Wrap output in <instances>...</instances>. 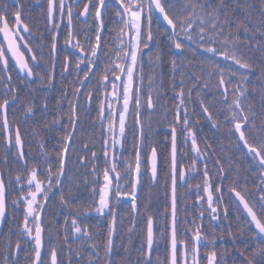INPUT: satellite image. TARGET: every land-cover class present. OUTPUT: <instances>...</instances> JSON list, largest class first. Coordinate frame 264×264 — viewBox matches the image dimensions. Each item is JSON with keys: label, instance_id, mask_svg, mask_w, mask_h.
<instances>
[{"label": "snow or ice", "instance_id": "1", "mask_svg": "<svg viewBox=\"0 0 264 264\" xmlns=\"http://www.w3.org/2000/svg\"><path fill=\"white\" fill-rule=\"evenodd\" d=\"M16 2L19 3V0ZM261 5L259 20L255 21L248 12H245L242 19L230 18L222 11L225 0H47V20L53 28H59L66 18L69 39L64 49L63 66H69V57L76 58V83L79 84L73 91L76 102L69 101V111L66 114L53 115L52 126L60 127L67 133L60 141L61 146L56 149L54 158L43 152L39 158L26 154L20 122L15 115L12 119L9 118V110L20 100L19 91L12 83V73H15L18 81H28L29 100L25 107V119L35 115L38 97L32 93L50 91L54 76L48 66L38 61L32 48L28 47L29 42L25 37L31 36L32 33L23 22L22 8L17 7L12 11L7 5H0V73L3 74L0 75V87L3 88L0 92V143H4L8 149L5 164L7 155H13L14 163L26 173L24 177L17 173L14 179L9 176L6 182L5 176L8 173L0 171V222L7 216L9 203L13 207L23 206V222L19 236L31 246V253L27 256L30 264H64V248H67L69 253L73 251L70 241H81L87 245L85 250L89 253L88 264H97L100 259L99 250L103 246L104 255L109 258V261H104L103 264H110L111 255L115 250L117 223L113 201L117 204L129 203L133 212H137L138 189L143 186L144 178L149 177L153 184L156 182L157 149L144 145V119L148 118L150 128L151 116L156 111L161 95L157 91L154 98L155 82L149 78L146 86L143 75L145 58L151 60L156 40L153 25L163 30L164 42L170 50L174 47L180 55L187 50L193 57L199 54L207 60L211 70L207 76L203 73L199 76L189 73L187 77L181 75L177 80V61L171 62L172 99L176 101V105L170 125V160H163V164L169 166L166 178L171 179V225L169 226L167 214L164 216L162 227L156 224L152 215L146 216L147 252L144 254V264H152V252L159 250L160 243L163 245L162 264H201L202 260H206V264H221L215 251L214 235L212 239H208L202 223L191 229L185 227L181 233L177 218V187L188 185L189 179L200 175L197 164L204 162L201 160L202 150L191 127V116L195 109L190 111L189 105L194 95L205 119L212 121L213 115L224 117V123L231 125V135L236 136L240 142L237 146L243 148L251 170L256 172L259 169L256 172L260 181L257 194H249L245 190L238 191L236 186H233L230 196L237 205L242 206L244 224L252 233V240L257 243L251 252L248 251V244L237 249V261L239 264H264V122L257 125L248 102L246 85L254 69L239 51L241 31L247 34L251 29L259 32L260 28H264V0H261ZM81 6L83 11L79 10ZM247 6L250 9L256 8L254 4ZM237 7H240L239 3ZM113 8L115 23L120 25L114 35L105 21L106 14ZM176 9L179 11H175ZM89 15L93 17V27L89 31L93 32L94 36L85 33L84 43L79 40L73 43L72 37L76 35L71 31L74 16L84 17L86 23ZM57 16L60 23L56 22ZM105 32L109 33V37H105ZM69 44L70 49L67 47ZM22 47L30 53L28 58L21 51ZM51 48L55 52V36ZM156 59H161L159 54ZM54 66L53 64V69ZM80 72H83V78H80ZM213 77L216 78L214 91L210 87ZM186 79L191 83H186ZM36 82L39 85L46 83L47 88L33 89L31 86ZM85 91L90 106L93 100L99 101L97 118L101 124L102 140V155L96 152H91L90 156L77 155L81 167L91 163V168L87 169V175L84 177L85 186L91 184L92 192V199L87 207L80 203L78 192L73 191V182L67 172L76 128L79 126L77 106L79 97L85 94ZM204 97L211 98L207 106ZM261 102L264 103V97ZM57 103L59 104V101ZM210 108L215 112L210 111ZM48 110L45 98L41 109L42 117L46 118ZM65 115L67 126L63 123ZM163 115L167 119L169 114L165 111ZM129 117L132 118L131 126ZM213 123L215 126V122ZM68 127H72V131H68ZM178 129L184 145L190 141L191 151L194 153L188 156L182 149L179 150L181 156L191 161L187 171L178 159ZM137 130L141 143H133L129 151V132H132L135 141ZM148 147L151 149L150 154ZM12 148L17 149L14 154L11 152ZM76 151L79 153L80 150ZM83 151L89 152V147L84 145ZM220 171L223 169L220 168ZM89 175L91 181L88 180ZM202 175V184L195 185L196 199L200 202L205 200V197L199 194L202 188L207 194L209 220L215 224L219 219L220 209L213 205H219L223 199L222 185H217L209 177L206 166ZM220 179L222 181L224 177L221 176ZM188 186L191 191V186ZM14 192L20 195L9 201L8 198ZM57 194L62 210L67 211V215H63L62 223L59 219L54 223L45 220L49 214L48 205ZM223 213L226 218L228 210L223 209ZM109 216L111 221L107 223L106 238L101 245L99 237H104V232L97 230L94 235L89 225L93 222L100 224L102 219ZM199 218L203 221L204 211H200ZM191 223L195 224V220ZM154 229L160 233L159 241L155 237ZM134 230L135 224L129 231ZM53 234L57 240H62V245L52 243ZM5 243L7 249L3 252V264H8L10 258L12 264H17L20 253L25 251L24 246L17 239L13 251L11 241ZM210 245L213 250L202 254L200 249ZM144 247L145 245L141 244L142 251ZM75 255L80 257L82 253L76 252ZM237 261H234V264H237ZM157 264H161V261L158 260Z\"/></svg>", "mask_w": 264, "mask_h": 264}, {"label": "trees", "instance_id": "2", "mask_svg": "<svg viewBox=\"0 0 264 264\" xmlns=\"http://www.w3.org/2000/svg\"><path fill=\"white\" fill-rule=\"evenodd\" d=\"M218 2V0H217ZM239 3L240 7H237ZM248 4L256 5L255 9L248 8ZM261 0H225V6L223 12H226L233 20L242 19L245 12H248L253 20H259V8L261 7ZM175 11H179L176 9ZM240 53L247 59L252 65L254 71L250 74V80L246 87L248 89V102L251 105L253 113L256 118V123L259 125L264 122V103L261 102V98L264 97V28H260L259 32L255 29H251L247 34L243 31L240 32ZM161 59L156 63V70H164V62L162 63V53L158 52ZM172 60L177 61L178 73L176 78L180 79L181 75L185 77L189 73H193L197 76L202 73L207 76V73L211 70L207 60L201 55L193 57L187 50L183 55L177 53L172 49ZM203 61V62H202ZM186 83L190 84L191 81L186 79ZM216 78L211 79V89L215 90ZM205 104L210 101V97H205ZM195 111L193 112L191 119L193 121L191 127L195 133L197 144L202 150L201 160L203 163L197 164V169L201 167L216 168L217 171H210L209 177L215 181L217 185H222L223 199L219 205L214 204L213 207L220 209L219 219L213 224L209 220L210 212L207 210L208 205L206 196L201 188L200 195L205 197L203 202L197 201L196 191H187L185 188L177 187V218L181 233L185 227L189 229L195 226L204 225L205 233L208 235L213 234H226L222 236L221 243L218 244L217 256L221 264H234L237 261V249L243 248L245 244L249 245L248 251L251 252L256 248L257 243L252 240V233L248 230L244 224V214L230 196V189L236 186L237 190H245L249 194H257V187L259 185V176L256 172L251 170L249 161L245 156V152L242 147L237 145L240 143L237 137L231 135V125L224 123V117H216L213 115V120L209 121L205 119L204 115L198 118L200 111L195 100ZM190 107V111H191ZM210 111L215 112L210 108ZM194 115V116H193ZM215 122V126L214 123ZM49 149L52 150V146L47 142ZM206 145L208 146L206 148ZM188 150L190 156L194 155L191 151V143H189ZM191 161L189 160V164ZM189 166V165H188ZM13 171L8 177H5L7 182L9 176L14 179L17 175L15 166H12ZM220 168L223 171H220ZM10 169V168H9ZM219 169V170H218ZM201 172V171H200ZM73 182V191L78 192L81 199H87L88 202L92 199V192L89 189L87 192L82 191V184L84 176L81 174L74 176L68 175ZM224 179L221 181L220 177ZM160 178V177H159ZM193 185L196 183L202 184L203 175L195 176L194 179H189ZM164 182V181H163ZM160 183L158 180L157 185ZM14 192L8 199L15 198ZM98 199V197H97ZM113 207L117 213L116 223V235L114 237L115 250L111 255L110 264H144V254L146 253V222L147 215H152L157 225L163 226L164 216L167 214L168 223L170 226L171 215V202H170V189H158L156 186L149 189H139L137 198V212H133L129 203L117 204L113 201ZM22 205L16 207L8 205L6 220L2 229L3 234L0 235V264L3 263V241H11V248L14 249L17 239L20 240L21 245L24 246L25 251L21 252L18 257L17 264H30L27 256L31 253V247L26 240L19 236L20 229L23 222ZM61 208L59 202V194H57L50 204L48 205V215L45 217L46 221L55 222L59 219L62 223L63 215L59 213ZM228 210V215L225 218L223 209ZM62 209V208H61ZM167 210V212H166ZM200 211H204L203 221L199 218ZM195 220V224L191 223ZM111 221V217L102 219L100 224L93 222L89 225L90 230L95 235L97 230L104 232V237H99L101 245L106 238L107 223ZM135 224V230L129 231ZM155 231V229H154ZM158 232V231H155ZM11 233V234H8ZM230 234L233 236L231 237ZM155 237L159 241L160 234H155ZM211 236H208V238ZM47 243V237H46ZM53 244L62 245V240H57L53 234ZM72 252L69 253L67 248H64L63 259L64 264H88L89 253L85 249L87 245L81 241H70ZM141 244L145 247L141 250ZM76 252H81L82 255L77 257ZM100 259L97 264H103L104 261H109V258L104 255L103 246L99 250ZM152 264H157V261H163V245L160 243L159 250L152 252ZM95 260L96 258L93 257ZM11 261V258L9 259ZM8 262V263H9ZM237 264L239 262L237 261Z\"/></svg>", "mask_w": 264, "mask_h": 264}, {"label": "flooded vegetation", "instance_id": "3", "mask_svg": "<svg viewBox=\"0 0 264 264\" xmlns=\"http://www.w3.org/2000/svg\"><path fill=\"white\" fill-rule=\"evenodd\" d=\"M86 2V0H85ZM0 5H7L8 8L12 11H15L17 7L22 8V19L25 24L28 25V28L31 30L32 35L26 36L25 39L29 42L28 47H31L33 53L37 56L38 61L43 63L45 66L49 67L50 73L54 76L52 89L50 91L41 90L39 93H32V95H37V103L35 108V115L25 119V107L27 106V102L29 100V91H28V81H18L15 78V73H12L13 80L12 83L19 91L20 100L17 102L16 106L13 109L9 110V118L12 119L13 115L20 122L21 134L23 139L25 140L24 150L26 154L33 157H40V154L47 153L50 154L53 158L55 157V151L58 147L61 146L60 141L67 134L62 128L52 126V120L54 114L64 113L66 114L69 111V101L76 102V97L73 95V91L75 88L79 87V84L76 83V78L78 73L75 71L76 66V58L69 57L68 58V67L65 68L63 65L65 64V52L64 49L66 47V41L68 38L69 29L66 27V18L64 23H60V18L57 16V23H60L59 28H53L51 24L48 23L47 20V0H19V3L16 0H0ZM83 11L82 6L79 9ZM75 11V8H74ZM115 12V8L110 9L109 13L106 14L105 21L107 27L113 30L112 35L116 31L119 30L120 25L115 23L113 18V14ZM84 17L74 16L72 21L71 31L76 33L72 37V42L74 43L76 40H79L81 43H84V35L87 33L88 35H93V32H90L89 29L93 27V17L89 15L87 17V22L85 23ZM153 33L156 36V40L153 44V51L151 54V60L149 61L148 57L145 58L146 62L143 68V75L145 77V85L147 86L149 78L154 80V91L153 95L155 98V93L158 91L161 93L159 101L157 103L156 111L151 116V126L148 127V118L144 119V133L145 140L144 145H150L151 147H155L157 149L158 155V176L156 182L153 184V181L149 179V177L144 178L143 186L139 189H149L153 187H157L158 189H170V202H171V179L170 177L166 178V173L169 171V166L163 164V160L168 158L170 160L171 155V134H170V125L172 118L175 114V105L176 101L172 99L173 90H172V49L170 50L168 45L164 42L163 30L159 29L157 26L153 25ZM23 35V33H21ZM56 38V50L52 51L51 45L53 42V37ZM105 37H109V33L105 32ZM70 49L71 45H67ZM21 51L24 52L26 58L30 56V53L25 51L22 47ZM158 52L162 53V63L164 62V70H156L157 59L156 56ZM29 64L31 65V60L29 59ZM54 69L52 68V65ZM180 73L176 72V76ZM0 75H3L0 73ZM80 78H83V72L79 73ZM179 80L178 78H176ZM47 80V77H45ZM161 81H163V87H161ZM33 89L37 87H41L42 89L47 88V84L39 85L38 82L33 83L31 86ZM3 91V88L0 87V92ZM103 94L101 93V96ZM47 98L48 103V113L45 117L41 115L42 105ZM205 98V97H204ZM196 96H193V101L189 105V109H195V100ZM59 101V104L57 103ZM166 106V107H165ZM99 107V101L93 100L91 102V106L89 105L88 98L85 94L79 97V104L77 106V115L79 117V126L76 128L75 133V143L73 144V151L71 152V159L68 161V175L76 177V175L81 174L82 176L87 175V169L91 168V163H89L86 167H81L77 161V155L80 156H90L91 152H96L98 155H102V140H101V124L99 119L97 118V110ZM200 109V108H199ZM167 111L168 117L165 119L163 113ZM203 116L201 112L198 113V118ZM194 116V115H193ZM64 125H68L67 116H64ZM132 118L129 117V125L131 126ZM68 131H72V127H68ZM137 139L133 141V134L129 132L127 146L129 151H131L132 144H140L141 140L139 139L140 133L136 131ZM52 146V150L49 149L47 144ZM190 143V141H189ZM189 143L184 145L182 137L179 136L178 129V159L181 160L183 167L187 171L189 160L180 155L179 150L182 149L185 153L190 156V151L188 150ZM87 145L89 147V152L85 153L83 151V146ZM76 149H79V153H77ZM150 154V147L147 148ZM17 149L12 148L11 152L14 154ZM8 153V149L5 147L4 143H0V171H5L8 175L13 171L12 166H15V170L19 172L21 177H24L26 173L23 169H21L16 163L13 161V155H7V163L5 164V156ZM128 153H125L127 155ZM31 166V163H30ZM10 168V169H9ZM205 167L199 168V172L203 173ZM210 171H217L216 168H208ZM219 170V169H218ZM200 172V173H201ZM8 175L5 177L7 178ZM160 177V178H159ZM91 176H88V180L91 181ZM158 180L160 183L157 185ZM164 181V182H163ZM198 184V183H196ZM188 185L191 186V191L195 190V185H193L192 181L189 180ZM183 186L181 188H185L187 191L189 190V186ZM82 191H88L91 189V184L85 186L84 181L82 184ZM138 189V190H139ZM25 191L27 189L25 188ZM205 196L207 195L204 193ZM20 195L16 193L15 197ZM125 200L129 198H124ZM10 201V200H9ZM80 203L84 206H88L87 199H81ZM8 205L12 206L11 203ZM8 210V207H7ZM23 214V206L21 208ZM67 211L59 208L60 214H65ZM67 215V213L65 214ZM6 220V218H5ZM5 223V221H4ZM4 226V224H3ZM3 229V227H2ZM2 229L0 231V235L3 234ZM155 232V231H154ZM11 234V233H8ZM146 234V231H145ZM155 234H160L159 232H155ZM208 235V234H206ZM216 243H215V251H218V244L222 242V236L226 234H213ZM213 235L208 239H212ZM231 237H233L230 234ZM24 239V238H22ZM25 240V239H24ZM6 240L3 241V251L7 249ZM29 245V244H28ZM30 246V245H29ZM31 247V246H30ZM15 251V246L14 249ZM213 247L210 245L207 248H201V253L211 252ZM147 252V247H146ZM217 259L218 256H217ZM9 262V261H8ZM3 264V263H2ZM8 264H12L9 262ZM201 264H206V260H202Z\"/></svg>", "mask_w": 264, "mask_h": 264}, {"label": "water", "instance_id": "4", "mask_svg": "<svg viewBox=\"0 0 264 264\" xmlns=\"http://www.w3.org/2000/svg\"><path fill=\"white\" fill-rule=\"evenodd\" d=\"M171 197H172V192H171ZM239 207L241 208V211H242V206L239 205ZM4 221H5V219L2 222H0V231H1L2 227H3ZM170 225H171V220H170Z\"/></svg>", "mask_w": 264, "mask_h": 264}]
</instances>
